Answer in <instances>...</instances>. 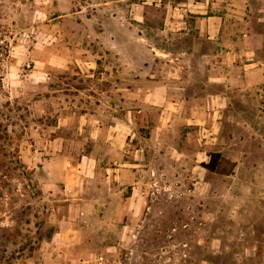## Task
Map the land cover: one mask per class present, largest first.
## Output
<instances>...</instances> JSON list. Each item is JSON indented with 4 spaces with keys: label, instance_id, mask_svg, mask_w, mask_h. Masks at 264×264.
<instances>
[{
    "label": "rangeland",
    "instance_id": "374dc122",
    "mask_svg": "<svg viewBox=\"0 0 264 264\" xmlns=\"http://www.w3.org/2000/svg\"><path fill=\"white\" fill-rule=\"evenodd\" d=\"M0 1V79L20 48L26 79L20 92L0 80V257L4 244L10 264H264V0ZM164 50L186 64L170 70ZM154 83L164 101L134 98ZM205 92L217 97L187 99ZM85 111L112 144L79 134ZM56 135L71 160L95 146V176L70 200L65 164H47ZM62 220L80 261L44 243Z\"/></svg>",
    "mask_w": 264,
    "mask_h": 264
},
{
    "label": "crops",
    "instance_id": "0c3cea01",
    "mask_svg": "<svg viewBox=\"0 0 264 264\" xmlns=\"http://www.w3.org/2000/svg\"><path fill=\"white\" fill-rule=\"evenodd\" d=\"M2 1H0L1 3ZM203 21V26L202 30L204 34V38L206 41L212 43V45L215 44V37H217L218 32H219V22L217 20H211L212 18L209 16H203L200 18ZM12 49H15L12 48ZM16 50V51H15ZM12 50V53L10 52V57L8 58L7 61L4 62V64L7 65V70L4 72V78L7 80L6 84L10 85H16L18 87H23L24 81L26 80L25 78H22V76L18 75L19 72H21L20 68L18 65L21 64L22 60L24 58L20 57L17 53L24 54L23 49L20 48L19 51L18 49ZM19 52H18V51ZM164 57H168L167 62L169 63L170 70L172 71H177V66L176 65H185L186 63H175V57L173 54L167 52L166 50L162 51L160 53ZM183 54L190 56H194V48L193 50H189L186 53L184 52ZM26 55V54H25ZM24 55V56H25ZM202 58L204 59L207 57L208 54H201ZM212 58L214 57V53L211 52ZM170 56V57H169ZM219 62L218 60L216 62H212L210 65H218ZM187 65H190L187 63ZM184 68V67H183ZM207 78V84L208 86H213L215 84V80H218L219 78L215 76L214 74L211 76H208ZM150 84L152 83L151 81L149 82ZM122 84V83H121ZM153 86H150L142 92L141 94L137 95L134 94V98H138L141 102L148 103L149 105H153L158 101H164L165 97L163 96V93H159L163 88H165L162 84L158 86V84L154 83L152 84ZM16 87V88H18ZM16 90V89H15ZM122 95L121 99L123 101L125 95H124V88L122 87L121 89ZM92 97V95L90 96ZM212 97H217L215 95H211L208 92H205V94H202L201 98L195 97V95H188L187 99L191 101H205L208 100L209 98ZM186 100V98H184ZM124 110V109H121ZM96 111H85L83 113H80L78 116V123H77V130L79 131V134L83 133L82 131H88V138L86 137V140H90V142H96L97 140H101L102 137L104 136L105 142H109V136H107V129L104 127V123L102 122V119H100L97 115H95ZM133 113L139 114L140 111H134ZM56 126L57 130H62L64 131L71 123H70V116L68 114L61 115L59 117H56ZM197 124L201 123V120H196ZM125 124V120L121 119L119 116L116 117V124L109 126V127H115L117 126L118 129L121 128ZM108 137V138H107ZM128 140L127 136H124L122 143L120 144L119 142L117 143L118 147L120 146V150L124 149L125 141ZM54 141V140H53ZM53 149L52 151H48L47 155H50L47 160V164L51 163L52 167L54 170H57V168H61L63 164H65V167L67 171L63 172V169L61 171L62 177H61V183L63 184V189H64V195L66 198H75L74 192L75 189L71 184L72 182L76 183V187L79 182L83 183L85 180L84 176H87L88 178H93L96 173V165H97V158L93 156L94 154V149L95 146L92 147L93 150L88 153H80L78 158L76 160H71L67 157L68 154H70L69 149H70V144L67 143V140L59 135L55 136V141L53 143ZM112 144V143H110ZM50 148V147H49ZM107 148V146H106ZM105 148V149H106ZM139 151V149H137ZM51 152V153H50ZM118 166H124L123 163L118 162ZM56 173V172H55ZM73 178H76L73 180ZM83 190V189H81ZM76 197L79 198V195H76ZM66 199V200H68ZM70 200V199H69ZM59 227L55 232L53 233L52 237L49 240H45L44 243L48 246H56L54 248V251L62 250L65 252L60 253L56 252L60 258H62L64 261H80V258H73L71 256V253H69V247L73 246L75 244L79 243V239L77 238L78 230L74 228V224L69 222H66L65 220H62L59 222ZM48 256V255H47ZM92 256V255H90ZM61 259V260H62ZM96 262H100L102 259L100 257H95Z\"/></svg>",
    "mask_w": 264,
    "mask_h": 264
},
{
    "label": "trees",
    "instance_id": "16d2710c",
    "mask_svg": "<svg viewBox=\"0 0 264 264\" xmlns=\"http://www.w3.org/2000/svg\"><path fill=\"white\" fill-rule=\"evenodd\" d=\"M0 230L2 231L3 235H5L7 229L6 228H1L0 227ZM52 233H50L47 237H46V240H49L51 237H52ZM2 245V256L0 257V260L3 261V264H10V260L9 258H7V255H4L5 253H7V249L5 247L4 244H1ZM24 248V247H23ZM26 248V247H25Z\"/></svg>",
    "mask_w": 264,
    "mask_h": 264
},
{
    "label": "built area",
    "instance_id": "2783aa9c",
    "mask_svg": "<svg viewBox=\"0 0 264 264\" xmlns=\"http://www.w3.org/2000/svg\"><path fill=\"white\" fill-rule=\"evenodd\" d=\"M26 67L29 68V64H27ZM22 72H23V70H21V73H22ZM26 76H27V74L24 75V77H26ZM0 80L3 81L4 84L7 83V80H5V79H3V78H1ZM15 91L20 92V91H21V88L18 87Z\"/></svg>",
    "mask_w": 264,
    "mask_h": 264
}]
</instances>
